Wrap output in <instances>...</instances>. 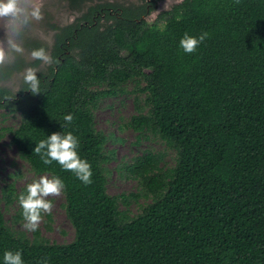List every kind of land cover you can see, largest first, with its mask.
<instances>
[{
  "label": "trees",
  "instance_id": "16d2710c",
  "mask_svg": "<svg viewBox=\"0 0 264 264\" xmlns=\"http://www.w3.org/2000/svg\"><path fill=\"white\" fill-rule=\"evenodd\" d=\"M64 2L78 14L64 24L47 20L51 44L22 41L28 53L45 48L53 63L41 67L23 54L0 66V108L19 114L0 140L8 132L34 172L63 181L74 237L57 242L39 228L13 229L2 205L18 201L23 215L27 188L0 178V264L5 251H20L24 264H264V0H181L152 22L155 1ZM205 32L195 53L180 47L185 33ZM27 67L39 69V94L22 80L16 91L3 84ZM125 93L135 109L128 126L163 141L174 162L164 166V152L143 149L122 165L137 189L111 194L113 151L94 111ZM53 132L77 137L91 184L33 153ZM140 197L137 212L121 208Z\"/></svg>",
  "mask_w": 264,
  "mask_h": 264
},
{
  "label": "rangeland",
  "instance_id": "374dc122",
  "mask_svg": "<svg viewBox=\"0 0 264 264\" xmlns=\"http://www.w3.org/2000/svg\"><path fill=\"white\" fill-rule=\"evenodd\" d=\"M131 1L140 2L142 0ZM180 1L158 0L155 4V9L147 15L146 19L152 22L158 11L168 9L172 4ZM36 2L41 5L43 19L38 22H31L23 33L22 41L26 36H33L44 40L47 44H51L53 30L49 23L64 24L71 22L78 13L68 9L64 0H36ZM47 20H49V23H47ZM161 25L162 23L159 26ZM4 36L5 30L0 26V39H3ZM23 54L30 58V53L25 48ZM40 66L44 67L42 63ZM21 74L15 75L11 80L3 82V84L14 91L17 90L21 81ZM128 88L131 89L130 86ZM134 112L131 93L105 97L100 100L94 111L96 127L109 136L106 148L113 151V158L107 164V189L111 194H127L137 189L136 181L131 177H126L127 174L124 172L122 165L134 155L141 153L143 149L148 148L164 152L162 160L164 166H170L174 162V151L167 148L163 141L148 134L138 138L136 132L128 126L127 121ZM18 121L19 114L17 112L9 113L7 110L0 108V128L14 126ZM41 176L51 178L46 172H34L30 165L18 156L16 147L10 142L9 133H5L0 140L1 182L13 181L18 190H20L23 187L27 188L29 183L38 180ZM47 199L52 202L53 207L50 214H42L38 228L50 241H70L74 237V228L65 214L63 193L61 192L59 196H49ZM144 202L145 199L142 197L138 199L130 198L128 206L121 204V208H127L129 212L135 213ZM2 207L5 219L13 229L24 231L29 235L32 234V231H28L24 227L25 220L23 215L17 212L18 201H15L9 207L4 206V204Z\"/></svg>",
  "mask_w": 264,
  "mask_h": 264
},
{
  "label": "clouds",
  "instance_id": "9594fccd",
  "mask_svg": "<svg viewBox=\"0 0 264 264\" xmlns=\"http://www.w3.org/2000/svg\"><path fill=\"white\" fill-rule=\"evenodd\" d=\"M42 19L41 5L36 0H0V26L5 30L4 38L0 39V66L13 61L16 55H23L22 37L25 29L31 22ZM207 37L206 32L199 37L185 33L179 45L185 53L192 54ZM30 57L41 61L43 65L53 63V58L43 47L33 49ZM38 72L37 68L27 67L21 74V80L27 86L26 90L33 95L41 92ZM64 120L71 123L72 114L65 115ZM78 145L79 140L72 132L63 135L53 132L47 139L36 143L33 153L39 155L45 165L56 161L62 169L73 172L85 185L91 184V165L78 155ZM63 188V181L56 176L51 178L41 176L27 185L26 194L19 195V204L23 209L24 227L28 231H35L38 228L42 214L51 213L53 205L47 197L59 196ZM3 260L4 264H24L20 251H5ZM43 264H48L47 259L43 261Z\"/></svg>",
  "mask_w": 264,
  "mask_h": 264
},
{
  "label": "flooded vegetation",
  "instance_id": "af4514ba",
  "mask_svg": "<svg viewBox=\"0 0 264 264\" xmlns=\"http://www.w3.org/2000/svg\"><path fill=\"white\" fill-rule=\"evenodd\" d=\"M149 3H153L155 1V4L158 2V0H148ZM48 52V51H47ZM49 53V52H48ZM45 66V65H44ZM6 82V81H5ZM16 91V90H15Z\"/></svg>",
  "mask_w": 264,
  "mask_h": 264
}]
</instances>
